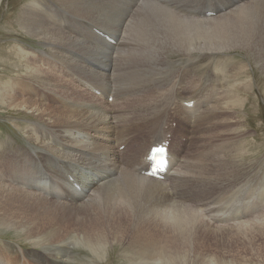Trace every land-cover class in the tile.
I'll list each match as a JSON object with an SVG mask.
<instances>
[{
	"label": "bare ground",
	"instance_id": "bare-ground-1",
	"mask_svg": "<svg viewBox=\"0 0 264 264\" xmlns=\"http://www.w3.org/2000/svg\"><path fill=\"white\" fill-rule=\"evenodd\" d=\"M53 1L52 7L32 1L22 10L20 25L43 46L41 55L28 57L36 65H27L25 76L0 86L1 104L35 114L25 126L32 150H0V226L41 250L18 244L16 251L1 241L0 264H69L78 244L98 258L121 245L141 264H250L253 255L264 264L261 185H234L223 167L224 145L208 134L199 139L215 117L235 113L233 79L212 103L183 105L206 91L217 94L209 82L215 75L194 63L220 62L225 74L220 54L253 48L261 56L264 0ZM175 53L184 66H172ZM69 81H86L117 101L110 108L82 100ZM42 92L53 93L52 101ZM103 130L115 135L93 139ZM178 133L186 142L169 143L165 179L141 174L148 148ZM187 145L195 149L181 155ZM216 192L224 197L218 210ZM245 242L250 257L231 253Z\"/></svg>",
	"mask_w": 264,
	"mask_h": 264
},
{
	"label": "rangeland",
	"instance_id": "rangeland-1",
	"mask_svg": "<svg viewBox=\"0 0 264 264\" xmlns=\"http://www.w3.org/2000/svg\"><path fill=\"white\" fill-rule=\"evenodd\" d=\"M32 1H34V3L36 4L40 2H46L45 4L51 7L55 2L53 0H47L49 2L48 4L46 0H1L0 86L4 87V83H6L7 81H14L16 78L25 76L28 69L27 65H36V62L33 61L34 63H31V61H28V57L41 55L43 46L38 42L36 38L32 37V35L28 33L26 29H24L22 24L20 25V16L22 10ZM234 49L236 50H230V52L228 51L225 54H220L224 58V63L228 66L227 68H222L227 71V73L225 74H223V71H221V67L223 66V64H221L220 62H216L212 68L211 66H209L210 59H207L208 63L206 61H203V59L200 61V63H197V65L196 63H194L193 65L194 67H198V69L208 67L207 70L211 71L215 75L214 78H212V80L209 82H212L211 85L215 83L217 87V96L221 92L226 81H229L231 79H233L234 84V90L233 92H231V94L234 96L236 95L234 97V103L231 107L233 110H235V113L228 115L226 114V116L224 114V117L222 116L220 118H217L219 115L215 117L214 122H216V124L212 123L211 121L210 123H212V125L203 130L204 133L206 132V136L202 132L204 136L201 134L202 136H200L199 139H207L208 134L213 137V140H215L213 142L218 141L217 143L220 142L219 145H224V148L222 149H224L225 151L223 152V154L224 157L226 156V158H224L223 162L225 163V165L223 167L224 169L225 167H227L228 169H230V172L233 173V184L237 186V184L239 185L242 183H247L250 188L261 185V191L259 195L264 197V46L260 47L259 49L261 56L258 55L253 48L246 51L239 48ZM172 58L174 60V62L172 63V66L174 68L176 66V68H179L185 65L183 62H181L185 59H183L181 55L175 53L173 54ZM242 64L243 66H241ZM47 67H49V65H47L46 67L42 66V69H46ZM240 67L242 71L240 70ZM235 71H238V74L236 76H233L232 73ZM38 77L39 76H27V78L33 80L38 79ZM64 79L67 78L64 77ZM73 80L75 79L71 80L74 83ZM72 82L69 81V85L75 89H78L82 93L79 96L80 98H82V100L88 101L87 98H89L91 101L99 104L101 97L105 96L103 89H97L100 92L99 96H96L94 93H92L91 90L95 88L91 85L86 84V81H82L81 84L80 81L77 84H73ZM77 85L81 89L78 88ZM244 85H246L247 87H244ZM52 94L53 93L50 92H42L40 96L44 101H52L53 98L49 97ZM217 96L214 97L216 98ZM107 97L108 96H106V98ZM211 97L214 98L213 96ZM200 98L201 96L197 97L198 103H201ZM215 98L213 99V101L215 100ZM94 99H97V101ZM116 101L112 100L111 103L104 101L103 105H105L106 102L107 105L111 108L110 104ZM122 102L123 100H120V105L122 104ZM120 105L116 106L115 108H119ZM192 109L194 108L192 107ZM34 115L35 114L31 113L30 111L9 109L8 107L0 103V150L6 151L18 147H22L26 150L28 149V151L32 150L31 145L34 143L27 139L25 129L30 125V122L35 120ZM228 122L233 124L229 125L227 124ZM176 126L177 123L175 127ZM109 133L110 135H115V132L113 130H103L100 132L99 136H94L93 139H95L96 141H105L106 137L110 136ZM168 136H170V138ZM168 136L167 139H169L170 143H180L182 142L181 139L185 138L179 135V133L176 134V136L173 138L172 134ZM194 149V147H189V145H187L184 152H188L190 150H192L190 152H193ZM220 149L221 148H218L217 150ZM0 160H2L1 157ZM3 169L5 170V168ZM43 169L44 167L34 170V174H37L36 172H43ZM81 170H84V168H81ZM89 175H92V173ZM39 176L41 178L40 174L38 175V177ZM91 180L92 177H89L85 180V182H89ZM200 190L203 191L202 189ZM215 194L216 195H214L213 206L218 210L223 206L224 197L218 192H216ZM1 241H8L9 243L13 244L15 249H17L16 251H20L18 244L23 247V250H41V247L39 245L36 247L33 246L31 244V241L28 238L26 239V235L20 233V231L5 226H0V242ZM113 245L115 247H111V245L107 249V251H109V253L106 254L108 257L106 256L104 258H98L91 253L88 247L78 244L74 246V252L72 256L73 259L69 260V264H141V262H139V260H136V257H134L130 253L127 247H123L117 244ZM255 245L257 246L258 243H256ZM257 247L259 248V246ZM261 247L264 248V246ZM250 248L251 246L248 245L247 242H245L243 246L234 247L233 250H231V253H240L241 255L250 257ZM259 258L260 257L256 258V256L253 255L250 264H262L255 260ZM191 263L196 264L195 262Z\"/></svg>",
	"mask_w": 264,
	"mask_h": 264
}]
</instances>
